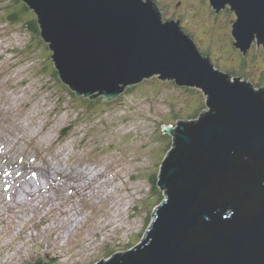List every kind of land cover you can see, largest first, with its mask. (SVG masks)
Instances as JSON below:
<instances>
[{
    "label": "water",
    "instance_id": "obj_1",
    "mask_svg": "<svg viewBox=\"0 0 264 264\" xmlns=\"http://www.w3.org/2000/svg\"><path fill=\"white\" fill-rule=\"evenodd\" d=\"M22 1L76 96L113 99L154 73L208 96L198 121L165 128L173 149L157 185L167 200L145 243L111 264H264L263 93L215 69L179 20H162L155 0ZM209 2L217 14L234 12V46L244 55L255 40L264 46V0Z\"/></svg>",
    "mask_w": 264,
    "mask_h": 264
},
{
    "label": "rangeland",
    "instance_id": "obj_2",
    "mask_svg": "<svg viewBox=\"0 0 264 264\" xmlns=\"http://www.w3.org/2000/svg\"><path fill=\"white\" fill-rule=\"evenodd\" d=\"M157 1L164 7L163 21H168L169 17L179 19L181 28L193 37L200 50L211 55V61L223 69L213 62L218 68L225 73L228 70L236 72L230 75V80L234 82L233 78H237L251 82L255 89L264 88V49L253 44L244 56L234 47L231 31L236 16L233 11L226 7L217 14L207 0ZM24 7L27 6L20 0H0V130L5 140H0V145L5 146L0 155V176L5 175V169L18 165L21 158L26 161L25 168L30 169V175L40 173V179L45 182V171L53 173L59 169L48 177L53 186L46 195L63 193L68 203L59 210L62 205L53 202V197L38 201L26 196L24 202L13 206V201L7 200L8 192L3 191V182L0 205L6 210L0 209L5 211L0 227V264H37L49 260L54 264H88L107 254L127 251L131 245L137 243L138 246L144 241L154 221L156 207L162 203L159 202L163 191L157 180L161 163L168 157L165 148L171 135L163 133L161 124L176 126L178 118L190 117L202 107V112L206 111L207 97L200 87H182L173 81H162L157 78L159 73H154L150 79L142 78L138 85H125L134 88L128 91L126 87L113 99L109 96L101 101L104 95L96 91L93 94L100 98L97 102L89 96H76L56 76L49 47L39 31H30L26 25L29 20L38 23V19L31 8ZM17 11H22V19L13 21L11 15ZM257 85L260 87H255ZM166 118L169 119L164 120ZM69 126L73 127L69 135L60 139L61 130ZM68 158L70 161L66 163ZM72 166L97 171L95 179L83 184L88 189L84 197L72 199L74 192L68 188L73 184L70 181L65 190L60 187L64 181L62 175H70ZM113 166L117 167L113 169ZM57 180H61L60 183L57 184ZM115 183L121 190V204L106 215L109 207L103 192L106 186L111 188ZM54 187L59 191L52 192ZM37 202L39 204L33 209L29 208ZM136 203L137 215L128 220V206ZM73 205L75 209L88 211L91 219H87L89 224L85 222L82 227V222L77 226L78 238L70 242L65 235V242L59 235L67 221L71 227L73 216L67 219L64 213L69 211L72 215L76 211L70 210ZM103 215L106 222L109 221L105 236H109L110 231L116 239L108 246L103 245L105 240L102 244L95 243L99 249L94 253V247H90L85 237L93 241L95 235L91 225L96 223L97 228L102 229ZM75 217L78 219L76 214ZM116 219L119 221L115 222ZM42 220L43 227H37ZM113 222L115 226L126 223L120 235L110 227ZM55 224L58 226L54 228ZM45 227H48L46 235ZM23 230L33 237L32 243L27 242V237L18 241L17 232L21 234ZM119 237L127 243L117 244ZM86 240L89 243L84 244ZM17 246L22 247L15 252Z\"/></svg>",
    "mask_w": 264,
    "mask_h": 264
},
{
    "label": "bare ground",
    "instance_id": "obj_3",
    "mask_svg": "<svg viewBox=\"0 0 264 264\" xmlns=\"http://www.w3.org/2000/svg\"><path fill=\"white\" fill-rule=\"evenodd\" d=\"M175 20V19H174ZM177 20H179V19H177ZM177 20H175V21H177ZM167 21V20H166ZM166 21H164V22H166ZM181 27V26H180ZM184 32H185V36L188 38V37H191L188 33H186V31L184 30ZM256 38V37H255ZM257 39V38H256ZM193 43V42H192ZM194 44V43H193ZM3 131L2 130H0V140H4V138H3ZM5 141V140H4ZM10 143V142H9ZM8 145V144H7ZM8 146H10V145H8ZM10 148H12V146H10ZM167 156H169V155H167ZM168 158V157H167ZM70 161V158H68L67 160H66V163L67 162H69ZM117 166H119V165H117ZM117 166H113L112 168L114 169V168H116ZM57 170H59V169H57ZM56 170V171H57ZM61 174V173H60ZM46 182L45 181H42L41 179L39 180L40 182L38 183V180H37V178H25V179H27V180H33V181H27L26 182V185L23 187V188H21V190L19 191V193H18V200H17V202H15V205H17L18 203H20L21 202V196L22 195H26V194H28V195H32L33 197H34V200H38L39 201V199L40 198H45L44 196H43V194H41L40 192L41 191H43V192H47L46 190H44L42 187H40L39 186V184H42L43 186H45V187H47V190L50 188V186L52 185L53 186V182L51 183V184H48L47 186H46V184H47V179H48V175L51 177L52 176V174L51 173H49V172H46ZM15 175H13L12 174V177H14ZM97 177V171H95V168H90V169H86V168H83L82 166H79V167H74V166H72L71 167V172H70V175H64V182H63V184L65 183V181H72L73 182V184L75 185V187H76V190H77V195L79 196V197H84L85 196V194L87 193V191H88V189L87 188H85V187H83L82 186V184H85L86 182H89L90 180H92V179H95ZM113 178H115L116 179V177L115 176H113ZM60 181L61 180H57L56 181V183L58 184V183H60ZM4 182V184L3 185H1L2 183ZM63 184L61 185V187L63 186ZM113 184V183H112ZM0 185L1 186H3V187H7L8 185H9V183H8V181L6 180V179H3V178H0ZM105 185H106V183H105ZM53 190H51L52 192L53 191H55V192H58L59 190V188L58 187H54V188H52ZM121 189L122 190H124L125 191V189H124V187L122 186L121 187ZM63 190V189H62ZM52 192H51V194H52ZM62 192V191H61ZM37 194V195H36ZM54 198V200H53V202L54 201H56L57 203H58V205L59 204H61L62 206H61V208L59 209V210H61L62 208H63V205H65V204H67L68 203V200H67V197H65V195L62 193L61 195L60 194H58V193H56V194H54V196L52 195V196H49V198ZM76 197H72V199H75ZM103 198H105V200L106 201H108V207H109V209H110V207L112 206V205H115V206H117V207H119L120 206V198H121V190L120 189H118V184L117 183H115L114 185H112L111 186V188H109V186H106V189L104 190V192H103ZM59 199H61V201H58ZM167 200V197H166V199H165V201ZM60 202V203H59ZM37 204H39V202H37L36 204H33V205H30L29 206V208H31V209H33V207L35 206V205H37ZM80 204L78 203L77 204V206H79ZM74 206L75 205H73V207H71V211H73V209L74 210H76L75 212H72V215L70 214L69 215V213L66 211L65 212V214H66V217H67V219H68V217L69 216H73V217H71L70 218V222H71V227H72V229H70L69 228V222L67 221V227H64L63 226V228L61 229V231H60V237H61V239H63V240H65V242H66V240H67V238H68V240L70 239L71 241L70 242H73V240L74 239H76V238H78L77 237V233H78V230L76 229L77 228V226L78 225H80V224H82V222H83V224H82V227L84 226V224H85V222L87 223V224H89L90 223V221H88L87 219H91V215L88 213V211H83V210H81V208H79V209H75L74 208ZM50 207V206H49ZM47 208H48V206H47ZM0 209H4V210H6V208H5V206L3 205V206H1L0 205ZM109 209H106V213H107V211L109 210ZM0 211V227L2 226V222H3V220L5 219L4 217H2V215H4V213H5V211ZM105 213V214H106ZM75 214L78 216V219H77V217H75ZM104 214V215H105ZM103 215V216H104ZM103 216H102V218H103ZM156 216V215H155ZM139 218V217H138ZM43 221L44 220H42L41 222H39L36 226L38 227V226H41V227H43ZM118 221V219H116L115 220V222H117ZM107 222H109L108 220H107ZM59 224V223H58ZM58 224H55L54 225V228L55 227H57L58 226ZM110 224V223H109ZM126 225V223L125 224H121V225H118V226H115V224H114V222L112 223V225L110 226L111 228H112V230L115 232V233H119V235L121 234V232L123 231V228H124V226ZM101 226V225H100ZM82 227H80V228H82ZM76 229V230H75ZM91 229H93V234L95 235L97 232H99V230H100V228H97V224L96 223H94V224H92L91 225ZM106 229V228H105ZM41 230V229H40ZM43 230V229H42ZM18 231H20V229L18 230ZM68 231V232H67ZM100 231H103V228H102V230H100ZM17 232V231H16ZM44 234L46 235L47 234V232H48V227H45L44 228ZM65 235L67 236V238L65 237ZM108 235H109V239L108 240H106L107 242H104L103 243V245H105V246H108V245H111V244H114V243H110V241H112V240H114V239H116V237L113 235V233L112 232H110L109 231V233H108ZM16 236H18V241L19 240H21V239H24V238H26L27 237V242L28 243H32V241H33V237H31V235H29V236H27V232H26V230H23L22 231V233L20 234V232H17V235ZM65 237V238H64ZM86 238H88V237H85V239ZM102 238V236H99L98 237V239H101ZM84 239V240H85ZM90 238H88V240H89ZM140 239V238H139ZM83 240V241H84ZM88 240H86L85 242H84V244H87V243H89L88 242ZM124 241V239H120V237H119V241H118V244H123V243H127V242H123ZM69 242V243H70ZM116 243V242H115ZM65 244V243H64ZM67 245H69L68 243L67 244H65V246H67ZM81 245H83V242L81 243ZM23 246V245H22ZM22 246H17L16 247V249L18 250V249H20V247H22ZM90 247L92 248V247H94L93 245H91L90 244ZM95 248V247H94ZM15 249V250H16ZM121 252H119V254H120ZM66 262H68V259H66L65 260Z\"/></svg>",
    "mask_w": 264,
    "mask_h": 264
},
{
    "label": "trees",
    "instance_id": "obj_4",
    "mask_svg": "<svg viewBox=\"0 0 264 264\" xmlns=\"http://www.w3.org/2000/svg\"><path fill=\"white\" fill-rule=\"evenodd\" d=\"M181 2H182V0H180ZM206 1V0H205ZM207 3V2H206ZM161 8H164V7H161ZM24 9H27V7H24ZM22 11H17V12H15V13H13L12 15H11V19L13 20V21H20L21 19H22ZM169 18H172V17H169ZM33 23H35L34 25H33ZM26 25H29V30L30 31H35V32H38L39 31V29H38V25H37V23L35 22V21H33V20H29V21H27L26 22ZM134 87H129L127 90L128 91H130V90H132ZM119 97V96H118ZM94 100H92L93 102H97V101H100V98L98 97V96H96L95 98H93ZM202 109H203V107L202 108H200V109H197V111L194 113V114H192L190 117L191 118H198V116H199V114H200V112L202 111ZM175 116H177V115H175ZM72 130V126H69V128L67 127V128H65L63 131H62V136H64V137H66L69 133H70V131ZM167 138V137H166ZM171 138V141H170V143H169V145L165 148V151H166V155H169V153L171 152V150L173 149V137H170ZM166 158H164V160H165ZM163 163V162H162ZM161 163V164H162ZM120 166H122V167H124L125 165H120ZM131 168H132V166H131ZM137 171V170H136ZM134 177H136V175H134ZM158 179H159V175H158ZM157 192V191H156ZM162 194V199H161V201L159 202V203H161L162 202V200H164V197H165V199H166V195L164 194V192H161ZM165 195V196H164ZM158 203V204H159ZM157 208V207H156ZM156 208H155V210H156ZM155 219V218H154ZM144 224V223H143ZM142 224V225H143ZM142 237H143V235H142ZM140 238V237H139ZM203 245V244H202ZM60 255V254H59Z\"/></svg>",
    "mask_w": 264,
    "mask_h": 264
}]
</instances>
